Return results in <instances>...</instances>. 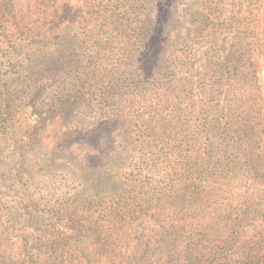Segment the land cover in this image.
Returning a JSON list of instances; mask_svg holds the SVG:
<instances>
[{
  "label": "trees",
  "instance_id": "1",
  "mask_svg": "<svg viewBox=\"0 0 264 264\" xmlns=\"http://www.w3.org/2000/svg\"><path fill=\"white\" fill-rule=\"evenodd\" d=\"M45 1L53 2L0 0V6L11 16ZM231 3L217 8L231 9ZM57 7L48 5L52 12L45 14L57 15ZM241 7L233 3V19L240 17ZM260 8L254 22L245 25L230 17L223 24L229 31L224 38L212 37L217 49L199 52L186 38L180 41L185 4L176 8L158 3L149 36L129 52L130 79L123 86H107L113 99L107 101V95L101 99L102 109L112 111L107 119L114 127L111 155L119 154L125 141L137 150L132 162L137 171L130 174L134 181H142V187L150 186L141 207L149 213L142 222L133 217L138 210L130 211L133 218L122 228L116 222L112 227L87 222L77 212L53 215L43 225L29 219L13 229L4 221L0 264H264L262 230L250 235L238 225L234 235L221 239L218 234L225 221L227 225L233 216L239 220L244 207L252 206L248 196L264 189V89L259 79L264 0ZM250 30L253 33L245 35ZM156 34L162 39L156 60L160 67L146 71L140 62ZM176 42L187 48L169 50L177 47ZM38 87L32 85V97L23 107L21 140L33 138L43 119L37 97L45 87ZM118 88L125 90L117 97ZM54 98L57 101L59 95ZM87 134L81 141L82 157L88 166L103 167V160L89 163L98 147ZM157 174L162 180L155 178ZM1 201L2 197L0 207ZM4 242L14 245L15 254L4 248Z\"/></svg>",
  "mask_w": 264,
  "mask_h": 264
},
{
  "label": "rangeland",
  "instance_id": "2",
  "mask_svg": "<svg viewBox=\"0 0 264 264\" xmlns=\"http://www.w3.org/2000/svg\"><path fill=\"white\" fill-rule=\"evenodd\" d=\"M52 1H45L40 7H32L31 3L23 12L11 16L0 6L2 235L6 221L10 223V229L25 226L29 219L30 223L38 221L43 225L53 215L64 213H80L93 224L100 222L112 227L111 223L116 222L118 228H122L130 217H138L143 222L149 211L141 208L142 198L150 186L142 187V181H134L130 174L132 170L137 171L132 165L138 156L134 145L125 141L119 154L111 155L110 133L114 132V127L107 119L112 111L102 109L101 99L105 95L107 101L113 98L105 88L123 86V82L130 79L133 59L129 52L139 49L143 36H149L158 3H172L176 8L178 4H185L180 41L186 38L188 45L199 52L216 50L217 44L212 37L224 38L229 32L224 25L230 17L233 19V3L236 8L242 6L240 17L233 19L238 25L254 22L263 3V0ZM224 2H232L231 9L217 8ZM50 4L54 8L60 7L57 15L52 14L51 18L52 9H46ZM32 8L43 12H35ZM46 11L49 13L45 14ZM164 16L159 18L161 23ZM172 18V21L176 20V17ZM250 33L253 32L250 30L245 35ZM170 40L175 43L173 38ZM161 41L156 34L153 42H149L140 62L143 70L157 66ZM261 62L259 79L264 89V59ZM56 78L67 82L58 85L54 81ZM32 85L33 88L45 87L37 97V110L43 119L33 138L21 140L23 107L32 97ZM124 90L118 88L117 97ZM54 95L61 99L55 101ZM65 123L67 127H62ZM86 133L98 147L92 152L89 163L102 164L103 160V167L88 166L83 159L81 141ZM101 150L105 153L101 154ZM155 178L162 180L158 174ZM247 200L252 206L244 207L239 219L245 220L238 223L233 216L227 225L225 221L218 232L221 239L236 234L238 225L245 226L250 235L262 230L264 237V189L248 196ZM136 210L139 212L133 213L132 217L130 211ZM4 248L15 254L11 243L4 242Z\"/></svg>",
  "mask_w": 264,
  "mask_h": 264
}]
</instances>
